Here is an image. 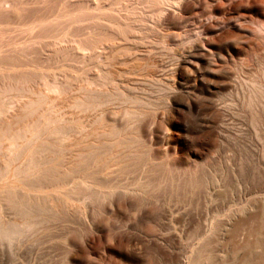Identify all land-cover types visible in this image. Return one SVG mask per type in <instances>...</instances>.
I'll return each instance as SVG.
<instances>
[{
    "label": "rangeland",
    "instance_id": "374dc122",
    "mask_svg": "<svg viewBox=\"0 0 264 264\" xmlns=\"http://www.w3.org/2000/svg\"><path fill=\"white\" fill-rule=\"evenodd\" d=\"M9 1L25 15L21 24L7 21L8 35L37 32L52 72H101L94 51L84 63L57 58L56 48L78 54L73 46L85 40L103 55L105 69H114L120 88L157 102L165 93L157 81L172 82L169 69L181 59L180 91L141 123L158 168L127 193L97 204L89 226L75 224L68 239L35 249L32 263L264 264V98L247 105L251 85L264 88V0ZM215 69L243 82L238 93L212 95L237 114L229 119L230 137L242 132L236 142H220L212 127H200L211 116L202 107ZM187 127L195 129L190 136ZM9 263L0 255V264Z\"/></svg>",
    "mask_w": 264,
    "mask_h": 264
},
{
    "label": "bare ground",
    "instance_id": "6f19581e",
    "mask_svg": "<svg viewBox=\"0 0 264 264\" xmlns=\"http://www.w3.org/2000/svg\"><path fill=\"white\" fill-rule=\"evenodd\" d=\"M9 6V0H0V255L11 264L22 256L23 264H33L29 254L35 249L55 237L68 239L67 230L75 224L89 226L97 204L155 171L159 162L150 156L141 123L180 91L175 74L181 59L169 69L172 82L157 81L165 92L157 102L120 88L114 69H105L103 55L85 40H76L78 54L68 46L55 47L57 58L76 56L84 63L94 51L101 72L92 77L52 72L45 68L49 58L43 43L36 41L37 32L8 35L7 21L21 24L25 15ZM211 73L218 76L208 79L211 97L206 96L202 107L203 114L211 116L200 121V127H212L220 142H236L242 132L230 137L229 119L237 114L212 95L217 89L238 93L243 82L230 70ZM248 94L247 105L252 107L264 98V88L253 83ZM130 103L132 107L125 106ZM115 105L121 107L116 110ZM256 117L251 116L253 126ZM193 130L187 127L189 136Z\"/></svg>",
    "mask_w": 264,
    "mask_h": 264
}]
</instances>
